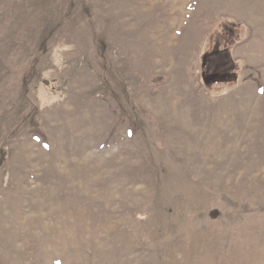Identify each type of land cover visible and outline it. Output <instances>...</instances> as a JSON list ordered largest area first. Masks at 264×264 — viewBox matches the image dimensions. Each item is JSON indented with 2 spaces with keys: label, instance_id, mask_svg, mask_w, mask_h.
<instances>
[{
  "label": "rangeland",
  "instance_id": "374dc122",
  "mask_svg": "<svg viewBox=\"0 0 264 264\" xmlns=\"http://www.w3.org/2000/svg\"><path fill=\"white\" fill-rule=\"evenodd\" d=\"M0 264H264V0H0Z\"/></svg>",
  "mask_w": 264,
  "mask_h": 264
}]
</instances>
